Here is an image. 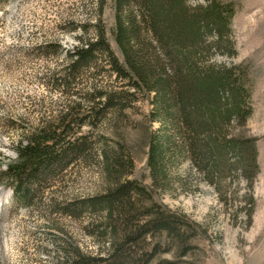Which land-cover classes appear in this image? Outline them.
<instances>
[{
  "label": "rangeland",
  "instance_id": "obj_1",
  "mask_svg": "<svg viewBox=\"0 0 264 264\" xmlns=\"http://www.w3.org/2000/svg\"><path fill=\"white\" fill-rule=\"evenodd\" d=\"M221 1L234 7L230 37L235 56L214 53L209 63L235 69L250 90V117L244 125L231 124L225 130L227 138L252 141L255 172H248L250 182L234 166L210 178L186 156L167 167L164 183L153 184L149 144L163 130L151 121L153 94H137L121 113L105 111L100 120L75 125L68 134L85 137L97 155L119 148L133 164L127 179L145 190L136 209L142 212L154 203L177 220L174 236L152 232L136 238L135 232V243L124 246L130 255L127 264H264V0ZM188 5L203 2L189 0ZM114 11L113 0H106L101 20L106 40L122 63L112 36ZM96 17L93 0H0V264H60L73 250L104 260L97 264H115L109 242L91 236V225L105 223L102 217L81 214L74 219L61 210L65 203L105 190L94 161L74 162L47 177L39 201L31 206L16 205L13 196L9 200L8 189L13 188L2 176L20 142L54 121L64 105L79 101L55 90L51 78L66 65L65 53L77 45L79 29H89ZM87 34L90 38L91 30ZM96 67L77 82L74 92L83 95L92 84L125 89L108 74L105 62L98 61ZM139 217L141 223L147 219ZM118 230L121 239L124 228Z\"/></svg>",
  "mask_w": 264,
  "mask_h": 264
},
{
  "label": "trees",
  "instance_id": "obj_2",
  "mask_svg": "<svg viewBox=\"0 0 264 264\" xmlns=\"http://www.w3.org/2000/svg\"><path fill=\"white\" fill-rule=\"evenodd\" d=\"M93 1L97 10L94 24L79 29L77 45L65 53L66 65L51 78L55 90L78 96L79 101L64 105L54 121L45 122L26 137L25 143L20 142L15 159L2 176L12 185L14 203L31 206L39 201L37 194L47 177L74 162L94 161L100 167L105 190L87 200L65 203L61 210L74 219L81 214L101 216L105 223L91 225V236L109 242V256L115 264H127L130 255L124 246L135 243V232H139L136 238L152 232L174 236L177 220L154 203L142 212L136 209L145 190L127 179L133 164L121 156L119 148L97 155L85 137L68 138L70 131L75 125L81 128L100 120L105 111L121 113L137 94H153L151 121L159 122L165 130L149 144L148 168L153 184L164 183L167 167L186 156L210 178L234 166L250 182L248 172L251 168L255 172L252 141L227 138L225 132L231 124L244 125L250 117V90L243 83L244 75H236L235 69L209 63L214 53L235 56L230 37L235 13L232 4L201 0L203 5L190 7L189 0H113L112 36L121 63L106 40L101 20L106 0ZM88 30L90 38L85 37ZM98 61L108 65V74L125 89L92 84L78 95L74 86L97 69ZM139 215L146 221L141 223ZM118 226L124 228L121 239ZM69 254L60 264L104 262L76 250Z\"/></svg>",
  "mask_w": 264,
  "mask_h": 264
}]
</instances>
